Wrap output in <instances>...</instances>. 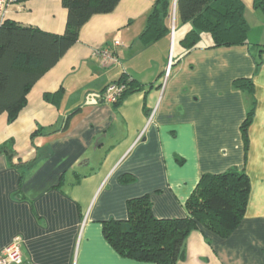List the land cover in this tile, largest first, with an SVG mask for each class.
Instances as JSON below:
<instances>
[{"label": "crops", "instance_id": "0c3cea01", "mask_svg": "<svg viewBox=\"0 0 264 264\" xmlns=\"http://www.w3.org/2000/svg\"><path fill=\"white\" fill-rule=\"evenodd\" d=\"M154 1L121 0L93 15L17 118L0 115V146L12 140L15 151H0V250L20 237L33 264H155L123 257L103 222L127 219L128 200L145 194L157 217H185L203 174L237 166L251 179L241 224L227 237L193 229L178 264H264V20L256 39L250 28L248 44L210 47L202 34L190 49L182 41L192 25L173 0L171 34L144 45ZM253 9L246 7L249 23V13L263 17ZM67 17L62 0H18L7 9V19L57 34ZM105 46L115 61L96 53ZM124 72L140 89L115 106L105 89ZM242 77L253 78L257 102L247 155L241 125L253 97L234 85ZM57 91L56 101L45 98Z\"/></svg>", "mask_w": 264, "mask_h": 264}, {"label": "trees", "instance_id": "16d2710c", "mask_svg": "<svg viewBox=\"0 0 264 264\" xmlns=\"http://www.w3.org/2000/svg\"><path fill=\"white\" fill-rule=\"evenodd\" d=\"M120 1L62 0L68 17L61 34L9 19L0 24V115L7 112L9 121H14L26 106L31 88L77 42L83 25L95 14L114 11ZM172 4L173 0L154 1L140 34L142 44L149 45L171 34ZM252 7L264 16V0H253ZM245 11L244 0H177V15L183 23L192 25L182 42L191 49L202 33L207 32L212 38L210 47L248 44L251 26ZM259 56L264 61V46L260 47ZM115 82L126 84L122 95L113 103L115 106L140 89L138 80L130 78L127 72ZM234 85L253 97L241 125L247 155L248 129L257 103L255 84L253 78L242 77L235 79ZM60 94L59 91L46 93L45 98L56 101ZM77 110L69 113V119ZM41 132L38 128L32 138ZM12 146L13 142L9 140L0 146V151H6L12 158L15 152ZM250 192L251 179L244 167L205 173L185 203V217H157L150 196L145 194L128 200L127 219L104 221L103 232L123 257L155 264H178L184 257L186 238L193 229L204 227L221 237L229 236L245 216Z\"/></svg>", "mask_w": 264, "mask_h": 264}, {"label": "built area", "instance_id": "2783aa9c", "mask_svg": "<svg viewBox=\"0 0 264 264\" xmlns=\"http://www.w3.org/2000/svg\"><path fill=\"white\" fill-rule=\"evenodd\" d=\"M18 0H0V24L7 19V9L10 4L17 2ZM119 39L114 41L115 45H119ZM96 53L102 57L106 62L115 61L113 50L110 47H102L96 50ZM169 69L167 70V75ZM126 84L123 82H112L105 89V100L114 103L122 95ZM0 264H33L32 262H26L23 256L21 247V238L16 237L10 244L0 250Z\"/></svg>", "mask_w": 264, "mask_h": 264}, {"label": "rangeland", "instance_id": "374dc122", "mask_svg": "<svg viewBox=\"0 0 264 264\" xmlns=\"http://www.w3.org/2000/svg\"><path fill=\"white\" fill-rule=\"evenodd\" d=\"M246 2V7L247 8H252L250 7V0H244ZM254 10V9H253ZM260 14H262L260 11H259ZM250 15L248 16L249 18V21H250V26H251V35H250V38L251 39H256L261 33V25H260V19L264 20V16L261 18L259 15L257 17H255L253 19V17L251 16V13H249ZM176 23V20L174 19V24ZM204 36L203 39H202V42L201 43H204L208 40V42H212V38H211V35L210 33H207V32H203L202 33Z\"/></svg>", "mask_w": 264, "mask_h": 264}]
</instances>
